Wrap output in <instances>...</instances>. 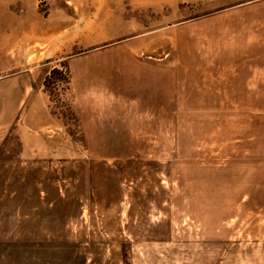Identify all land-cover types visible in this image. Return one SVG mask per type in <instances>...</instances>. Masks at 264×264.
I'll return each instance as SVG.
<instances>
[{
    "label": "rangeland",
    "instance_id": "1",
    "mask_svg": "<svg viewBox=\"0 0 264 264\" xmlns=\"http://www.w3.org/2000/svg\"><path fill=\"white\" fill-rule=\"evenodd\" d=\"M26 74L0 264H264V0H0Z\"/></svg>",
    "mask_w": 264,
    "mask_h": 264
},
{
    "label": "crops",
    "instance_id": "2",
    "mask_svg": "<svg viewBox=\"0 0 264 264\" xmlns=\"http://www.w3.org/2000/svg\"><path fill=\"white\" fill-rule=\"evenodd\" d=\"M30 77L31 76L26 74L20 77L11 78L10 80H8V82L0 84L1 88L5 89L4 96L6 98H14V100L11 101L12 103H9L7 105L5 115H2V117H0V140L7 134L12 123L16 120L18 111L22 106V99L26 97L27 94H29L31 87ZM50 121V118L46 117V115L44 114L43 121L41 122L43 128L47 129L51 123ZM20 136H22V134H20Z\"/></svg>",
    "mask_w": 264,
    "mask_h": 264
},
{
    "label": "trees",
    "instance_id": "3",
    "mask_svg": "<svg viewBox=\"0 0 264 264\" xmlns=\"http://www.w3.org/2000/svg\"><path fill=\"white\" fill-rule=\"evenodd\" d=\"M58 70L54 69L50 72V74L47 76V78L44 81V87L48 88V84L51 83V80L53 79L54 76H56L58 74Z\"/></svg>",
    "mask_w": 264,
    "mask_h": 264
}]
</instances>
